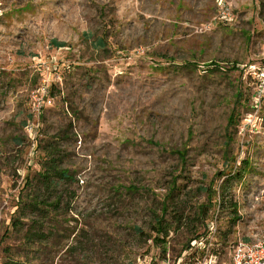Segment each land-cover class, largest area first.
<instances>
[{
	"label": "rangeland",
	"instance_id": "374dc122",
	"mask_svg": "<svg viewBox=\"0 0 264 264\" xmlns=\"http://www.w3.org/2000/svg\"><path fill=\"white\" fill-rule=\"evenodd\" d=\"M209 227L264 241V0H0V264H187Z\"/></svg>",
	"mask_w": 264,
	"mask_h": 264
},
{
	"label": "trees",
	"instance_id": "16d2710c",
	"mask_svg": "<svg viewBox=\"0 0 264 264\" xmlns=\"http://www.w3.org/2000/svg\"><path fill=\"white\" fill-rule=\"evenodd\" d=\"M98 42L99 44H101L102 40L101 39H98ZM50 44L55 46V47H61V46H64L65 43L64 42H59L55 39H51L50 40ZM232 116V118L230 117V119L228 120V125H230L232 122L234 123L235 122V118H236V114L235 115H230ZM47 153V152H46ZM54 154L55 152L53 153L52 150L50 149L48 151V155H50V159L49 161H47V164H46V167L45 169L43 170V172H41L39 174V179H40V182H42V184L44 185L45 187V190L46 191H52L58 184L62 183V182H70L73 180V174L69 171V169L67 168H62L60 167L56 161H55V157H54ZM179 155H181L179 152H178ZM180 157V156H179ZM245 164V162H244ZM248 163H246L243 167H241L240 169H236L235 171H230L229 173H225V174H220L219 176L221 175H225L227 178L228 177H233V178H241L243 176V174L246 172V169L248 167L247 165ZM225 182H226V179L224 180V182L222 183V188L225 187ZM52 196H50V202H52L50 205L51 206H59L60 204V197H53V199H51ZM52 200V201H51ZM49 201L46 200V197H34L32 199H30L28 202H25V206L29 207V208H35L36 210L38 211H41L43 209L42 206H43V203H47ZM167 206L168 204L166 203H162V207H161V214L160 216L157 215L154 222H155V236H154V239L156 240V243H159V242H163V239L168 235V231H167V228L164 227L163 225V216H164V213L166 212L167 210ZM233 211L236 212V205L233 204ZM34 223V221H33ZM32 229V230H31ZM26 235L28 237H30L32 239L33 236H42L43 238H46L47 235H45L43 233V230L40 229V231H35V228L34 227H31L27 230V233ZM197 236V235H195ZM191 239H189L185 245V248L183 249L182 251V255H180L179 257V261H182L184 263H187V264H190V259L192 257H194V252L193 253H189V241ZM227 246V245H226ZM10 264H22L20 262H13V263H10Z\"/></svg>",
	"mask_w": 264,
	"mask_h": 264
},
{
	"label": "built area",
	"instance_id": "2783aa9c",
	"mask_svg": "<svg viewBox=\"0 0 264 264\" xmlns=\"http://www.w3.org/2000/svg\"><path fill=\"white\" fill-rule=\"evenodd\" d=\"M33 110L40 113L45 103L44 93H33ZM29 130L33 124H28ZM189 253L194 252L190 264H264V241L245 242L242 240L229 243L228 260H221L220 241L216 238V230L209 227L207 232L194 238L188 247Z\"/></svg>",
	"mask_w": 264,
	"mask_h": 264
}]
</instances>
